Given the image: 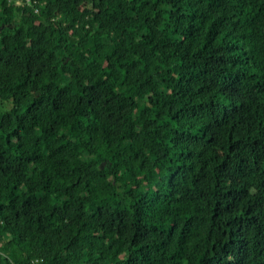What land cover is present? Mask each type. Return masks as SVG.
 <instances>
[{"label": "trees", "instance_id": "trees-1", "mask_svg": "<svg viewBox=\"0 0 264 264\" xmlns=\"http://www.w3.org/2000/svg\"><path fill=\"white\" fill-rule=\"evenodd\" d=\"M0 264H264V0H0Z\"/></svg>", "mask_w": 264, "mask_h": 264}, {"label": "built area", "instance_id": "built-area-1", "mask_svg": "<svg viewBox=\"0 0 264 264\" xmlns=\"http://www.w3.org/2000/svg\"><path fill=\"white\" fill-rule=\"evenodd\" d=\"M18 3H20V1L18 0Z\"/></svg>", "mask_w": 264, "mask_h": 264}, {"label": "rangeland", "instance_id": "rangeland-1", "mask_svg": "<svg viewBox=\"0 0 264 264\" xmlns=\"http://www.w3.org/2000/svg\"><path fill=\"white\" fill-rule=\"evenodd\" d=\"M20 1V0H19Z\"/></svg>", "mask_w": 264, "mask_h": 264}]
</instances>
